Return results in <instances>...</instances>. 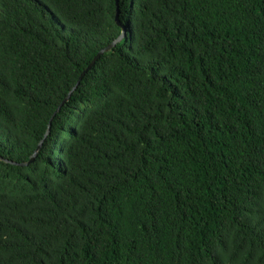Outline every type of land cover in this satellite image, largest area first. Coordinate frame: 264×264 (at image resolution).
Wrapping results in <instances>:
<instances>
[{
	"label": "trees",
	"instance_id": "trees-1",
	"mask_svg": "<svg viewBox=\"0 0 264 264\" xmlns=\"http://www.w3.org/2000/svg\"><path fill=\"white\" fill-rule=\"evenodd\" d=\"M119 11L44 140L116 0H0V264H264V0Z\"/></svg>",
	"mask_w": 264,
	"mask_h": 264
},
{
	"label": "water",
	"instance_id": "water-1",
	"mask_svg": "<svg viewBox=\"0 0 264 264\" xmlns=\"http://www.w3.org/2000/svg\"><path fill=\"white\" fill-rule=\"evenodd\" d=\"M116 6H117V13H116V23L119 27L122 28V33L121 35L114 41L112 42L110 45H108L106 48L102 49L95 57L94 59L92 60V62L88 65L87 69L83 71V73L80 75L75 87L72 89V91L69 93V95L67 96L66 99H64V101L60 104V106L57 108V110L55 111L53 117L51 118L50 120V123H49V126H48V129H47V132L45 134V137H44V140L48 137V135L50 134V129H51V125H52V121H53V118L60 112L61 108L70 100L72 94L76 91V89L79 87V85L81 84L82 80L84 79V77L86 76V74L92 70V68L96 65V63L100 60V58L105 54V53H108L110 52L112 49H114L116 47V45L118 43H120L127 35V32H126V28L124 26H122L121 22H120V19H119V16H120V11H119V0H116ZM44 140H42L40 142V144L38 145L37 149L35 150L34 154L32 155V157L30 158V161L28 163H22V164H17V163H13L14 165H20V166H28L29 164H32L42 145H43V142ZM12 163V162H11Z\"/></svg>",
	"mask_w": 264,
	"mask_h": 264
}]
</instances>
